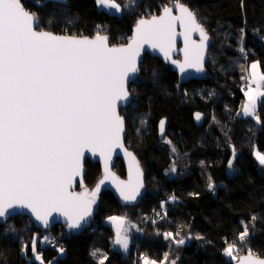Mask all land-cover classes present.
<instances>
[{"label": "trees", "instance_id": "1", "mask_svg": "<svg viewBox=\"0 0 264 264\" xmlns=\"http://www.w3.org/2000/svg\"><path fill=\"white\" fill-rule=\"evenodd\" d=\"M22 2L39 13L45 30L92 38L105 28L103 34L109 36L110 44L122 45L129 40L136 21L158 14L173 0H138L136 8L121 14L99 10L95 0H49L46 8L34 6L33 0ZM181 2L198 12L210 35L206 76L202 81L180 85L168 66L146 55L139 77L129 85L135 95L120 114L126 124V146L145 174L140 203L121 207L110 192L103 191L90 228L77 236L66 233L62 226L42 232L27 217H13L0 225V264H37L31 259L30 248L27 256L21 253V245H30L36 233L41 238L50 233L55 241L53 248L47 243L38 247L45 261L53 264H97L90 255L93 249L108 254L105 264H142V256L159 264L165 252H169V259L179 257L177 264H233L223 249L234 241L241 246L237 238L245 225L250 234L244 242V254L251 250L264 257V172L254 157L256 151L264 154V104L257 108L259 124L253 117L238 113L246 99L242 90L245 69L258 61L264 73V0ZM49 17L52 24L47 23ZM241 28L245 30L242 42ZM240 47L245 48L244 54ZM197 112L204 115L200 127L193 121ZM161 119H166L165 138L171 145L165 138H157ZM229 160L244 183L228 174ZM173 163L175 172L170 170ZM85 169L84 183L92 187L100 176L99 165L86 161ZM114 171L120 177L125 175L119 160ZM209 177L214 190L208 187ZM172 196L176 199L171 200ZM162 202L164 216L159 221L156 215ZM110 216L140 224L126 255L113 248L114 231L105 223ZM177 231V238L186 242L176 247L163 233ZM189 236L193 238L187 239ZM59 247L65 249L63 255L56 251Z\"/></svg>", "mask_w": 264, "mask_h": 264}, {"label": "snow or ice", "instance_id": "2", "mask_svg": "<svg viewBox=\"0 0 264 264\" xmlns=\"http://www.w3.org/2000/svg\"><path fill=\"white\" fill-rule=\"evenodd\" d=\"M48 3L49 0H33V5L41 8H46ZM95 3L116 13L122 11L117 0H95ZM174 11L178 14L174 15ZM198 16L196 10L181 0H173L159 15L141 17L127 44L110 46L109 37L99 32L89 38L45 30L39 13L27 9L22 0H0V220L27 209L44 228L57 213L64 217L68 230H80L92 216L106 184L114 186L125 202L140 196L144 187L143 172L136 157L124 148L125 120L118 108L130 103L135 95L129 84L135 82V76L141 71L138 61L145 45L158 49L181 73L189 68L204 71L210 37ZM47 23H53L51 17ZM177 24L183 30L179 33L184 38L183 62L171 59ZM193 33L199 34L198 42L192 40ZM240 33L242 42L245 30L241 28ZM239 51L244 54L245 48L240 47ZM249 68L245 69L249 74L242 77L248 81L246 89H242L246 97L242 113L259 124L257 108L264 104V73L258 61L252 62ZM201 118V113H195L197 121ZM159 132L163 137V119L159 122ZM165 143L171 145L172 141L165 138ZM117 148L123 149L129 159L126 181L120 180L111 169L112 155ZM171 151L176 153V148L172 147ZM86 152L99 157L103 163L102 177L92 189L83 185ZM254 156L264 167V154L256 151ZM232 167L229 160L228 168ZM170 170L176 171L174 163ZM77 177L81 178L84 188L81 192L72 191ZM209 181V189L214 190L211 177ZM256 219L251 217L252 221ZM108 221L115 227L113 244L127 253L130 240L126 218L111 216ZM249 234V227L245 225L238 241L245 242ZM179 236V231L163 233L165 240L185 244L186 239H178ZM38 242L52 243L49 236L40 238L36 233L30 245H21V253L27 256L30 248L32 260L53 264L45 261ZM56 251L60 255L65 253L63 247ZM223 254L238 264H264V259L255 258L251 250L247 256L238 258L235 241L226 244ZM90 255L97 264L109 260L108 254L100 249H93ZM169 255L165 252L159 264H177L179 257L169 259ZM141 262L157 264V260L147 256H142Z\"/></svg>", "mask_w": 264, "mask_h": 264}, {"label": "water", "instance_id": "3", "mask_svg": "<svg viewBox=\"0 0 264 264\" xmlns=\"http://www.w3.org/2000/svg\"><path fill=\"white\" fill-rule=\"evenodd\" d=\"M169 6H171V5H169ZM160 12H161V10H160ZM160 12L158 14H156V15H159ZM173 14L175 15V14H178V13L174 11ZM136 23H137V21H136ZM136 23L132 27L131 36H130L129 40L126 43L122 44V45L127 44L131 40V37L134 34V30H135ZM182 31L183 30L180 28L179 24H177V26H176L177 36L175 38V41H176L175 42V50L171 53V59L172 60H177V61H180V62H183V60H184V53H183L184 38H183L182 35H179V33L182 32ZM101 35H104V34H101ZM208 35H209V33H208ZM209 37H210V35H209ZM191 38H192V40H195V41L198 42L199 41V34L198 33H193ZM210 43H211V38H210L208 47H207L206 52H205V57H204V71H202V72H197L195 69L189 68V69L186 70V72L181 73V71H180V69H179V67L177 65L172 64L170 60H166L164 58L163 53L159 52L158 49H152L148 45H145L144 48H143V50H142V52H141V56H140L139 61H138V66L140 67V65L142 64V62L144 60V57L146 55H148V56H150L152 58H156V59L160 60L163 64H165L166 66H168L170 68V70L173 73L176 74L177 79H178V83L180 85L185 84L188 81H202V80L205 79V76H206L205 67H206V64H207V61H208V54H209ZM109 45L110 46H121V45H111L110 44V39H109ZM139 75H140V72L135 76L134 80H136L139 77ZM131 83L132 82L130 81V84ZM130 103H131V101H130ZM130 103H128V104H121L120 107L118 108L119 113H120L121 110L126 109L129 106ZM201 115H202L201 120L197 121L195 119V113L193 114V121H194L195 126H197V127H200L203 124L204 115L203 114H201ZM163 120H165V131H166V119H163ZM159 122H160V120H159ZM159 122H158V125H157V138H158V140L161 141V140H163L165 138V134H164L163 137L161 136V134L159 132ZM125 140H126V124H125L124 141H123L124 142V148H126L127 151L131 152L136 157V155L131 150H129L127 148ZM118 160L122 163V165L124 167V171H125L124 177H120L114 171V167H115L116 162ZM86 161H88V162H90L92 164L97 163L99 165V168H100V176H99V178L97 179V181L94 183V185L92 187H88L84 183V176H85V172H86V169H85V163H86ZM136 161H138L137 157H136ZM140 168H141V166H140ZM111 169L116 174V176L119 177L120 180L126 181L128 179V175H129V159H128V157L125 156L123 149L117 148L115 150V152L113 153V155H112ZM141 170H142V168H141ZM102 172H103V163L99 159V157H94V156L91 155V153L86 152L85 153V159H84V175H83V185H84V187H87L88 189L94 188L95 185H96V183L98 182V180L102 177ZM142 172H143V170H142ZM80 179H81L80 177H77L76 178V180L73 183L72 191L81 192V191L84 190V188L81 187ZM144 179H145V174L143 172V182H144ZM103 191L110 192L113 195L114 199L118 202V204L121 207H134V206H136V205H138L140 203L142 197L144 196V194H145V187H143L141 189L140 196H138L135 201H131V202H125V201H123L120 198L119 194L116 192L115 187L112 186L111 184H106L105 186H103L102 187V192ZM98 205H99V200L97 201V204L94 205V207H93V214H92V216L90 218H88L87 224L83 228H81L80 230H68L67 227H66V225H65V223H64V217L61 216V215H59V214H57V213H54L53 214V217L50 218L49 226L47 228H44L40 224V222L36 221L35 217L27 209L18 210L17 213L13 214L10 217H7L6 220H0V225L6 223L9 219H11L13 217L24 216V217H27L28 220L31 222V224L36 229H38L39 231H42V232L50 231L51 229H53L56 226H62L64 228V230H65L66 233L71 234L73 236H77V235L83 233L88 228H90V226H91V224L93 222L94 215L97 213ZM247 255H248V253L247 254H244V255H241L240 257H244V256H247ZM254 257L255 258H259V259H264V257H258L256 255H254ZM233 264H238V261H235Z\"/></svg>", "mask_w": 264, "mask_h": 264}, {"label": "rangeland", "instance_id": "4", "mask_svg": "<svg viewBox=\"0 0 264 264\" xmlns=\"http://www.w3.org/2000/svg\"><path fill=\"white\" fill-rule=\"evenodd\" d=\"M120 2H118V3H121V5H122V11L121 12H119V13H116L115 12V10H106V9H103V8H101V7H98V9L99 10H105L106 12H108V13H111V14H121L122 12H124V10L125 11H130V10H132L133 8H136L135 6H136V3L138 2V0H135V2H133V0H119ZM124 5H127V7H123ZM245 57L243 56V59H244ZM241 59H242V57H241ZM250 66V65H249ZM249 66H248V68L247 69H249L250 70V68H249ZM245 73H246V71H245ZM245 73H244V75H245ZM249 73H248V71H247V73H246V76L248 75ZM247 83H248V81L247 80H245L244 79V88L246 89V86H247ZM254 87V86H253ZM245 102H246V99H245ZM244 102V103H245ZM243 103V104H244ZM239 115L241 116V117H245V118H250L251 116H244L243 115V113H242V107H241V109H239ZM165 142V141H164ZM255 157V156H254ZM256 160V159H255ZM257 162V161H256ZM257 164H258V162H257ZM258 166L261 168V171L262 172H264V167H261L259 164H258ZM228 174L229 175H236L237 176V181L239 182V183H244V178L241 176V174H240V172H238V171H236V170H234V169H229L228 170ZM111 217V216H110ZM105 223L107 224V225H109L112 229H113V231H114V237H115V227H114V225L112 224V223H110L109 221H108V218H106L105 219ZM125 227H127L128 229H129V231H128V236H129V240H130V244H129V249H130V246H131V239L133 238L132 237V235L133 234H136V233H138L139 232V230H140V224H138V223H135V222H133V221H129V220H126V224H125ZM142 230H143V228H142ZM142 232V231H141ZM40 237V236H39ZM114 237H113V240H114ZM41 238V237H40ZM113 240H112V242H113ZM241 243V246L239 245V246H236V250H237V254H238V258L240 257V254L242 255V254H244V242H240ZM43 246V245H45V244H39V242H38V247L39 246ZM176 244H174V246H175ZM177 246H179V245H176V247ZM113 248H116V249H118L120 252H121V254H125L126 255V253L125 252H123L120 248H119V246H115L114 244H113ZM128 253V252H127ZM229 258V257H228ZM230 259V258H229ZM231 260V259H230ZM234 261V260H233ZM36 262V261H35ZM37 264H38V262H36Z\"/></svg>", "mask_w": 264, "mask_h": 264}, {"label": "built area", "instance_id": "5", "mask_svg": "<svg viewBox=\"0 0 264 264\" xmlns=\"http://www.w3.org/2000/svg\"><path fill=\"white\" fill-rule=\"evenodd\" d=\"M105 31H106V29L105 28H101V29H99V33L100 34H103V33H105ZM97 32V33H98ZM158 213H159V215H158ZM158 213H157V220H159V221H161V220H163V216H164V210H163V208H159V210H158ZM150 219V218H149ZM48 232V231H47ZM47 236H49V238L51 239V241H52V243L51 244H47L48 246H49V248H53L54 246H55V241L51 238V235H50V233H47ZM123 255V254H122Z\"/></svg>", "mask_w": 264, "mask_h": 264}]
</instances>
